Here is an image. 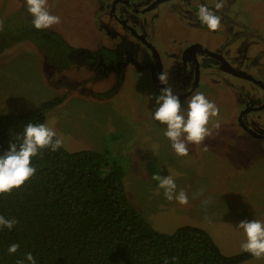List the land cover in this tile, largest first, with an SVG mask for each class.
I'll list each match as a JSON object with an SVG mask.
<instances>
[{
	"label": "rangeland",
	"instance_id": "1",
	"mask_svg": "<svg viewBox=\"0 0 264 264\" xmlns=\"http://www.w3.org/2000/svg\"><path fill=\"white\" fill-rule=\"evenodd\" d=\"M90 1L48 0L49 11L61 20L46 30L49 36L60 35L72 49H93L99 31L93 26ZM223 1L232 6L244 4L248 12L242 26L264 32V0ZM103 16L100 28H119L110 14ZM32 19L26 0H0L3 30L16 33L35 28ZM149 19V35L165 56L191 41L216 42L213 31L189 27L175 13ZM38 38L42 47L24 40L0 54V115L27 112L55 96L67 95L48 113L45 124L63 138L69 151L109 150L111 160L125 171L130 202L156 231L172 235L181 227L195 226L208 232L225 256L246 253L242 249L246 235L239 223H264V139L251 137L235 124L233 103L241 92L234 87L233 94L215 85L196 92L214 102L219 115L209 122L211 136L200 145L189 144V155L179 156L164 134L167 126L154 119L159 94L152 81L149 85L148 78L130 72L115 91L111 88L114 79L102 81L71 58L75 50L58 53L42 35ZM189 99L181 103L184 113ZM261 114L259 122L264 123ZM154 170L156 176L173 177L177 191L188 194V205L164 197L153 179ZM201 191L203 195H197ZM204 200L209 201L207 206ZM241 264H264V257Z\"/></svg>",
	"mask_w": 264,
	"mask_h": 264
},
{
	"label": "trees",
	"instance_id": "2",
	"mask_svg": "<svg viewBox=\"0 0 264 264\" xmlns=\"http://www.w3.org/2000/svg\"><path fill=\"white\" fill-rule=\"evenodd\" d=\"M41 33V34H40ZM36 28L0 31V54L24 40L42 47V35L60 51H77L60 35ZM55 44V46H53ZM44 46V45H43ZM46 47V45H45ZM67 95L55 96L20 114L0 115V156L22 142L29 123L46 117ZM36 175L10 195L0 196V215L15 218L12 229L0 230V264H18L31 253L36 264H241L249 253L225 256L205 230L184 226L174 234L156 231L130 202L124 169L109 150H44L33 158ZM156 176V170L151 171ZM19 251L8 254L12 244ZM24 264H28L24 260Z\"/></svg>",
	"mask_w": 264,
	"mask_h": 264
},
{
	"label": "flooded vegetation",
	"instance_id": "3",
	"mask_svg": "<svg viewBox=\"0 0 264 264\" xmlns=\"http://www.w3.org/2000/svg\"><path fill=\"white\" fill-rule=\"evenodd\" d=\"M92 1L93 26L98 28L99 36L94 38L93 49L76 48V53L70 55L73 60L94 71L102 81L114 79L111 88L115 91L134 72L148 78L149 85L152 81L154 91L160 94L166 85L156 77L164 72L167 86L172 87L181 103L202 87H226L233 94L235 87L237 93L241 92L233 103L235 124L251 137L264 139V123L259 122L264 113V32L242 26L248 12L244 4L232 6L223 0ZM220 1L223 7L217 10L215 3ZM202 5L221 18V26L214 32L216 42L191 41L177 53L161 54L149 35L150 16L175 13L178 20L186 19L189 27L209 30L198 19ZM106 14L119 26L116 31L98 25Z\"/></svg>",
	"mask_w": 264,
	"mask_h": 264
},
{
	"label": "clouds",
	"instance_id": "4",
	"mask_svg": "<svg viewBox=\"0 0 264 264\" xmlns=\"http://www.w3.org/2000/svg\"><path fill=\"white\" fill-rule=\"evenodd\" d=\"M27 12L32 16V24L38 30L51 29L61 23L60 17L51 14L48 0H26ZM219 10L222 3L215 5ZM202 24L215 32L221 26V18L202 5L197 13ZM4 23L0 21V31H3ZM156 79L166 85L161 88L160 94L155 97L157 107L154 111V119L167 126L165 136L171 141V146L179 156L189 155V144L200 145L206 137L211 136L212 131L208 127L212 118L218 117L219 109L214 102L209 101L202 93L192 95L188 101L187 112L182 111L180 97L176 95L168 84V76L164 72L157 74ZM218 128L219 125L217 124ZM63 146V138L46 124L29 122L23 131L22 142L17 147L16 143L9 146V150L0 156V196L10 195L14 189H20L35 175L37 169L32 165L33 158L40 156L43 151L50 149L58 151ZM158 181L159 188L163 190L164 197L168 201H176L182 206L189 203V197L185 190L177 191V184L171 175L167 177L153 176ZM197 195H203L201 191ZM208 200L202 201L207 206ZM18 221L0 215V230L7 228L12 230ZM239 229L246 235V242L242 244L244 252L260 259L264 257V223L259 220H245L239 223ZM19 251L18 244H12L8 248V254L14 255ZM28 264H36L31 253L24 256ZM19 260L18 264H24ZM176 258H172L171 264H175ZM165 264H169L167 258Z\"/></svg>",
	"mask_w": 264,
	"mask_h": 264
},
{
	"label": "water",
	"instance_id": "5",
	"mask_svg": "<svg viewBox=\"0 0 264 264\" xmlns=\"http://www.w3.org/2000/svg\"><path fill=\"white\" fill-rule=\"evenodd\" d=\"M242 114L239 116V120H241Z\"/></svg>",
	"mask_w": 264,
	"mask_h": 264
}]
</instances>
